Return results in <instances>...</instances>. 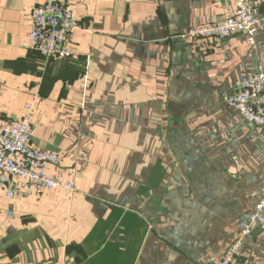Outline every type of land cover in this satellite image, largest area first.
I'll list each match as a JSON object with an SVG mask.
<instances>
[{
    "label": "crops",
    "instance_id": "obj_1",
    "mask_svg": "<svg viewBox=\"0 0 264 264\" xmlns=\"http://www.w3.org/2000/svg\"><path fill=\"white\" fill-rule=\"evenodd\" d=\"M48 1L0 0V119L33 103L31 144L59 154L48 172L75 190L0 189V264H212L264 188V128L225 100L264 69V0L254 45L205 48L181 34L236 0H64L79 20L65 61L28 36ZM234 264H264V225Z\"/></svg>",
    "mask_w": 264,
    "mask_h": 264
},
{
    "label": "built area",
    "instance_id": "obj_2",
    "mask_svg": "<svg viewBox=\"0 0 264 264\" xmlns=\"http://www.w3.org/2000/svg\"><path fill=\"white\" fill-rule=\"evenodd\" d=\"M259 19L253 0H236L234 16L193 27L181 34L183 39L199 41L207 47L210 40H222L236 34H244L254 45ZM29 39L34 49L56 61L72 60L79 52L73 43L74 28L79 25L69 3L53 0L35 5L30 10ZM246 122L264 128V69L243 78L233 96H225ZM34 104L30 103L19 117L0 119V189L7 198L16 202L27 195L26 189L45 192L55 189L75 190L73 179L63 180L48 172L49 165L60 162L59 154L37 149L31 144L34 125ZM7 215H15L7 210ZM264 225V188L261 199L250 215L241 235L212 264H234L242 254V246L253 229Z\"/></svg>",
    "mask_w": 264,
    "mask_h": 264
},
{
    "label": "rangeland",
    "instance_id": "obj_3",
    "mask_svg": "<svg viewBox=\"0 0 264 264\" xmlns=\"http://www.w3.org/2000/svg\"><path fill=\"white\" fill-rule=\"evenodd\" d=\"M262 194H263V191H262ZM258 202H259V201H258ZM258 202H257V203H258Z\"/></svg>",
    "mask_w": 264,
    "mask_h": 264
}]
</instances>
